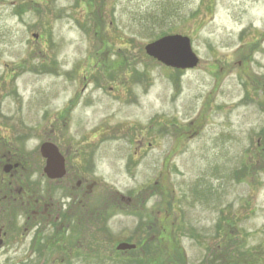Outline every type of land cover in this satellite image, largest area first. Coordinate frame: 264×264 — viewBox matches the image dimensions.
Here are the masks:
<instances>
[{"label":"rangeland","instance_id":"rangeland-1","mask_svg":"<svg viewBox=\"0 0 264 264\" xmlns=\"http://www.w3.org/2000/svg\"><path fill=\"white\" fill-rule=\"evenodd\" d=\"M164 34L194 68L145 54ZM1 124L92 188L86 222L75 182L43 176L59 219L12 201L0 264H264V0H0Z\"/></svg>","mask_w":264,"mask_h":264},{"label":"flooded vegetation","instance_id":"flooded-vegetation-1","mask_svg":"<svg viewBox=\"0 0 264 264\" xmlns=\"http://www.w3.org/2000/svg\"><path fill=\"white\" fill-rule=\"evenodd\" d=\"M6 129V130H5ZM0 214L5 217L6 211H10L11 203L19 201V205L25 207L30 200H34L38 204L39 213L46 210V213L56 210V218L65 213L57 212L59 202L54 203L51 199L47 200L43 194L42 181L45 160L40 150L36 148L28 149L25 145L17 144L20 140L13 142L7 141L10 135V128L4 124L0 125ZM64 159V175L60 179L49 180L56 184L69 185L75 182L72 186L70 208L66 215L78 216L80 221L86 222L90 214L89 194L92 186L88 183L85 177L86 170L82 171L80 176L79 167L74 168L73 164L69 163V157L63 156ZM68 159V160H67ZM35 175V179L31 177ZM13 201V202H12ZM48 210V212H47ZM32 211V210H30ZM36 214V211L34 212ZM36 216V215H35ZM74 223V222H72ZM8 236L7 227L0 226L1 247Z\"/></svg>","mask_w":264,"mask_h":264},{"label":"water","instance_id":"water-1","mask_svg":"<svg viewBox=\"0 0 264 264\" xmlns=\"http://www.w3.org/2000/svg\"><path fill=\"white\" fill-rule=\"evenodd\" d=\"M144 50L149 57L174 69H191L198 63V57L192 50L189 37L180 34L162 36L146 44ZM40 150L45 158L44 172L46 175L51 179L61 178L64 175V159L58 148L50 142H45L41 145ZM134 248V244L120 243L116 250Z\"/></svg>","mask_w":264,"mask_h":264},{"label":"trees","instance_id":"trees-1","mask_svg":"<svg viewBox=\"0 0 264 264\" xmlns=\"http://www.w3.org/2000/svg\"><path fill=\"white\" fill-rule=\"evenodd\" d=\"M165 35V34H164ZM145 245L146 244H144V245H142V246H140V247H138L137 249H134V250H130V251H127L128 253H130V254H135L136 253V255H139V253H150V250L148 251V252H146V250H147V248L145 247ZM215 248H216V252H214V255H213V257H214V260L213 261H211L212 260V258L211 259H205L201 264H218V263H215V262H217V260H218V257H217V255H218V249L219 248H217V246H215ZM237 248H239V247H237ZM209 252H210V250H209ZM143 256H144V254H143ZM148 256L151 258V259H153V260H158V257L160 256V254L159 253H150V254H148ZM137 259V258H136ZM216 260V261H215ZM138 262L135 260V263L134 264H137Z\"/></svg>","mask_w":264,"mask_h":264}]
</instances>
